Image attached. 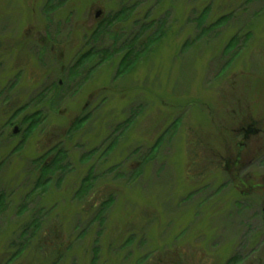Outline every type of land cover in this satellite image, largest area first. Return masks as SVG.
Returning a JSON list of instances; mask_svg holds the SVG:
<instances>
[{
	"label": "rangeland",
	"instance_id": "1",
	"mask_svg": "<svg viewBox=\"0 0 264 264\" xmlns=\"http://www.w3.org/2000/svg\"><path fill=\"white\" fill-rule=\"evenodd\" d=\"M1 197L0 264H264V0H0Z\"/></svg>",
	"mask_w": 264,
	"mask_h": 264
},
{
	"label": "trees",
	"instance_id": "2",
	"mask_svg": "<svg viewBox=\"0 0 264 264\" xmlns=\"http://www.w3.org/2000/svg\"><path fill=\"white\" fill-rule=\"evenodd\" d=\"M210 8V7H209ZM134 9V8H133ZM123 12L125 13V11L123 10ZM228 13H226V15H227ZM228 16H230V15H227V17ZM156 38V37H155ZM155 38H153V39H155ZM135 41H136V38L134 39V40H132V42H129V40L128 41H126V42H124V48L125 49H127V53H126V55L124 56V58L121 60L122 62H121V73H123L124 71V75H127V73L131 70V67L132 66H134V64H135V61H136V59H135V57L138 55V51L137 50H135L134 48H135ZM152 43V42H151ZM153 44V43H152ZM105 52H96V50H92V51H90V52H88L85 56H83L81 59H79V61H78V67L79 68H83L84 66H86L87 64V62L89 63L90 61H92V60H95L94 58L96 57V55H98V56H103V54H104ZM134 54V55H133ZM121 76H123V74H120ZM59 88H60V86L59 85H57ZM43 115H41V113L40 112H38V113H36L35 115H33V116H30L29 118L28 117H26L24 120H23V123H27L29 126H28V131L27 132H32V129H34V128H36L37 126H38V124H39V122L41 121V117H42ZM134 117H136V114H135V116ZM86 121H87V118L86 117H84V118H82L81 120H78V121H76L75 122V124H74V127L72 128V132H77L78 130H79V128L80 127H82V125H84V124H86ZM127 123V122H126ZM125 123V125L123 126V129H124V127H128V124H126ZM120 130H121V128H119ZM71 136H72V134H71ZM21 147V146H20ZM55 150H57L58 151V147H56V148H54ZM60 151V150H59ZM57 152V155H55L54 156V158L55 159H53V162H55V164L57 163V162H59L60 160H62L63 158H61L63 155H62V153H63V151H62V153H60V152ZM91 155V154H90ZM92 155H94V154H92ZM92 158H93V156H92ZM51 166V164H49V163H47V165H45V168L44 169H42V182L40 183V185H43L45 182H46V180H47V177H48V175H49V173H52V172H54L53 171V168H51L50 167ZM50 179H48L47 180V183H49V182H51V181H49ZM92 180L90 179V178H88L87 180H84V183H90ZM46 184V183H45ZM87 184V185H88ZM262 185H263V183H262ZM250 186H253V185H250ZM261 186V185H260ZM253 187H258V186H253ZM46 188V187H45ZM44 188V189H45ZM87 191V190H86ZM113 196H110L108 199H107V201L106 202H104L103 204H102V207H101V209H100V211L101 212H103V211H105V209H107V208H109L110 207V205L113 203ZM4 197H1L0 198V212H2L3 211V209L5 208V202H4ZM26 231H27V229H25ZM23 234H24V232H23ZM22 234V235H23ZM26 234V233H25ZM23 250V249H22Z\"/></svg>",
	"mask_w": 264,
	"mask_h": 264
},
{
	"label": "water",
	"instance_id": "3",
	"mask_svg": "<svg viewBox=\"0 0 264 264\" xmlns=\"http://www.w3.org/2000/svg\"><path fill=\"white\" fill-rule=\"evenodd\" d=\"M17 133V130L15 131V134Z\"/></svg>",
	"mask_w": 264,
	"mask_h": 264
}]
</instances>
